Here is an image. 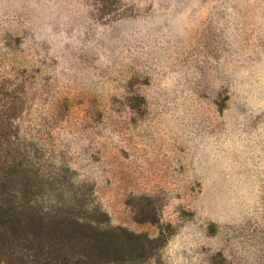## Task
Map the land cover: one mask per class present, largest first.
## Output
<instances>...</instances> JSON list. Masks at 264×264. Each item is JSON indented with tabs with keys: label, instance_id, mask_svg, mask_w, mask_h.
Listing matches in <instances>:
<instances>
[{
	"label": "rangeland",
	"instance_id": "rangeland-1",
	"mask_svg": "<svg viewBox=\"0 0 264 264\" xmlns=\"http://www.w3.org/2000/svg\"><path fill=\"white\" fill-rule=\"evenodd\" d=\"M0 264H264V0H0Z\"/></svg>",
	"mask_w": 264,
	"mask_h": 264
},
{
	"label": "trees",
	"instance_id": "trees-1",
	"mask_svg": "<svg viewBox=\"0 0 264 264\" xmlns=\"http://www.w3.org/2000/svg\"><path fill=\"white\" fill-rule=\"evenodd\" d=\"M80 218L82 217L71 220L68 217L55 215L52 217L29 215L27 218L15 221L19 228H27L24 232L26 238H29L28 235L31 234L40 251L62 253V251L70 250L73 244L83 243V253L86 256L91 253L107 255L112 252L113 241L104 230L99 228L100 221L91 219L92 223L98 225L93 227L89 222H81Z\"/></svg>",
	"mask_w": 264,
	"mask_h": 264
}]
</instances>
